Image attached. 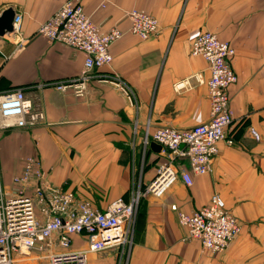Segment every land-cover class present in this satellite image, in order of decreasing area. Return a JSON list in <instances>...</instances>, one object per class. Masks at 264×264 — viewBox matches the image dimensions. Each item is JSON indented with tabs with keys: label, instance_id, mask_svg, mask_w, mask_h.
<instances>
[{
	"label": "crops",
	"instance_id": "crops-1",
	"mask_svg": "<svg viewBox=\"0 0 264 264\" xmlns=\"http://www.w3.org/2000/svg\"><path fill=\"white\" fill-rule=\"evenodd\" d=\"M63 1L0 0V12L11 7L21 16L23 40L19 47L9 34L0 37V92L22 88L44 114L34 127L0 131L3 193H13L11 177L34 154L49 183L98 209L117 197L129 199L132 188L147 184L163 160L151 141L144 143L145 135L158 126L187 128L208 119L207 63L188 53L192 38L208 30L234 48L230 64L236 81L227 87L232 120L226 131L233 142L219 141L211 170L193 176L189 186L177 179L160 197L139 199L124 264H264V0H83L84 12L102 32L125 31L123 13L131 8L152 15L159 31L146 39L125 32L114 41L110 64L90 72L82 97L53 87L79 73L81 51L35 33ZM111 74L131 91L130 99L97 80ZM249 127L259 134L257 141ZM212 193L240 226L219 253L189 239L170 209L174 204L189 213ZM83 247L85 240L73 236L72 248ZM108 251L96 258L89 253L86 264L91 259L114 264Z\"/></svg>",
	"mask_w": 264,
	"mask_h": 264
},
{
	"label": "built area",
	"instance_id": "built-area-1",
	"mask_svg": "<svg viewBox=\"0 0 264 264\" xmlns=\"http://www.w3.org/2000/svg\"><path fill=\"white\" fill-rule=\"evenodd\" d=\"M123 15L128 20L125 31L111 27L102 32L84 12L83 0H64L37 25V35L83 54L82 68L76 76L53 83L57 91L82 97L92 76L90 72L110 64L109 46L114 41L125 32L146 39L159 31L157 20L143 10L131 8ZM20 19L14 13L8 33L19 47L23 44L19 37ZM188 53L207 63L208 119L187 128L158 126L145 135L144 143L151 141L160 146L158 152L163 160L156 165L147 184L132 188L129 199L117 197L103 209L77 197L70 189L49 183L40 159L34 154L27 155L18 173L11 177L13 193H3L0 183V264H21L28 259L33 264H86L89 253L127 250L132 239L135 208L141 197H160L177 179L189 186L193 176L211 170L217 143L233 142L226 131L232 120L227 87L236 81L230 64L234 48L205 30L192 38ZM97 80L113 85L128 99L132 96L115 74ZM186 81L174 87H181ZM43 120V111L31 104L22 88L0 92V131L9 127H34ZM248 132L254 140L259 139L253 127ZM170 209L176 212L178 223L186 228L187 237L210 253L224 251L240 230L237 219L217 193H212L205 205L189 213L177 210L174 204ZM75 235L85 240V247L72 248Z\"/></svg>",
	"mask_w": 264,
	"mask_h": 264
},
{
	"label": "water",
	"instance_id": "water-1",
	"mask_svg": "<svg viewBox=\"0 0 264 264\" xmlns=\"http://www.w3.org/2000/svg\"><path fill=\"white\" fill-rule=\"evenodd\" d=\"M13 15L14 11L11 9V7H7L0 12V37L11 32ZM149 146L153 151H159L160 149V146L154 142H150Z\"/></svg>",
	"mask_w": 264,
	"mask_h": 264
},
{
	"label": "rangeland",
	"instance_id": "rangeland-1",
	"mask_svg": "<svg viewBox=\"0 0 264 264\" xmlns=\"http://www.w3.org/2000/svg\"><path fill=\"white\" fill-rule=\"evenodd\" d=\"M0 174L2 176V171L0 169ZM2 186V185H1ZM110 251L113 253L114 256V264H124V259H125V251L126 249L122 250L121 252H119L117 249H107L106 251ZM108 251V252H109ZM98 255V253H93V254H89L88 256L89 257H93V258H96L95 256ZM13 257L15 258L16 256L13 255ZM88 261H90V259L88 258ZM21 264H33V260L31 259H28V260H25L23 263ZM89 264H98V262L96 260H92L89 262Z\"/></svg>",
	"mask_w": 264,
	"mask_h": 264
}]
</instances>
